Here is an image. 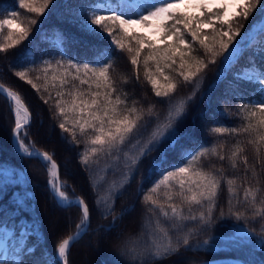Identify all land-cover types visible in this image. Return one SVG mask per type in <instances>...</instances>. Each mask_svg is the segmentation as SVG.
Returning <instances> with one entry per match:
<instances>
[{
    "label": "snow or ice",
    "instance_id": "1",
    "mask_svg": "<svg viewBox=\"0 0 264 264\" xmlns=\"http://www.w3.org/2000/svg\"><path fill=\"white\" fill-rule=\"evenodd\" d=\"M50 3L51 0H42L39 4L37 0H19V8L26 9L28 13L43 15ZM257 9L260 19L233 45L235 38L241 34L240 21H247ZM19 15V12L12 10L6 18L0 19V37L3 39V43H0V53H7L9 49L17 47L28 38L30 28L18 19ZM78 15L79 19L73 21L76 26L99 40H107L110 47L94 46L93 59L84 63L67 59L61 52L59 58L44 59L38 66L18 71L15 75L26 80L37 92L43 87L45 92H49V99L52 96L49 90H56L55 108L57 114L63 118L59 128L63 132L71 133L74 141L77 132L84 137L86 146L80 154V162L83 165H88L92 157L101 154L112 156L114 153L123 152L125 167L133 169L165 138L168 140V149L162 154V161L167 158L166 152L169 150L177 154L178 162L170 165L167 170L162 168V161L153 162V168L159 172L160 178L153 182L143 196L144 203L150 206L145 210L149 215L144 216L140 232L127 238L122 234L118 236L121 241V256L124 258L120 264H160L161 261L177 255L181 245L185 250H191L190 238L197 228H210L215 225L217 219L234 218L237 222L247 221L249 212L253 221L257 218L261 220L260 231L238 223L235 225L236 232L230 237H225L223 242L240 245L250 237H258L261 246H264V188L259 186L261 173H264V67L256 63L257 55L264 60V40L257 39L264 37V6L261 5V0H93L87 10H81ZM35 23L36 20H30V24ZM5 28L7 34L3 35ZM205 30H210V34ZM186 35L191 37V42L186 39ZM55 39L60 47L66 44L68 37L60 30ZM161 44L164 47H159ZM194 45H198V49L194 48ZM253 45L258 47L253 49ZM146 47L148 53L141 61ZM247 49H253L248 66L233 73L237 89L240 83L257 85L252 92L254 98L250 100L245 99L244 94L238 90L232 93L233 98L238 101V116L243 123L238 127L218 125L210 128V131L217 135L246 137L245 140L236 141L230 154L218 152V145L215 143L210 147L200 146L194 151L181 146L177 151L180 141L187 138V134H181L175 129L176 122L186 110L184 100L179 101L174 109L168 112L163 123L156 125L145 146L140 147L136 155L124 151L125 144L134 134H138L141 127L147 125L145 115L151 116L154 106L145 110L143 107H137L138 102L135 100L129 105L127 93L118 94L110 74L114 63L113 50L130 54V63L137 70V80L142 62L145 79L155 95L169 97L176 92L179 84L171 75L165 74V69H171L184 83H190L208 66L197 54L198 51L210 57L212 64L216 63L217 57L227 53L221 69V72L225 73L238 63ZM149 62H154V72L149 68ZM177 64V68H173ZM29 72H37L36 79L43 80V85H38L28 78ZM159 77H163V85ZM84 85H87L86 89ZM0 95L5 96L13 113L12 139L15 150L44 164L49 177V191L57 207L64 210L70 207L80 209L76 233L57 244L54 256L43 254L41 257V264H69L70 245L82 239L90 228L89 205L80 197L69 198L60 180L59 165L52 155L35 149L34 145L30 150L25 144L22 135H28L27 129L31 125L32 114L21 95L3 84H0ZM66 96L69 99H65ZM44 102L48 103V100ZM137 144L139 140L132 147ZM248 145L253 149L254 163L249 162L246 154ZM210 157H216L221 162L227 161L234 171H237L242 163L243 174L227 177L223 165L219 168L211 163L205 166L203 160ZM115 159L118 161L119 155ZM130 180V174L125 173L124 182H113L110 186L107 198H98L94 202L95 205L101 202L108 205L109 200H112V206H108L103 213L104 218L114 216L113 193L119 194L125 187V182ZM222 183L228 192V210H221L217 218L214 214ZM245 183L248 186L243 187ZM239 187H243L242 199L238 195ZM161 188L165 189L163 200L159 198ZM177 199L181 202L179 205L174 202ZM184 205L188 207L187 214L184 212ZM194 207L198 215L193 212ZM122 218L121 216L120 219ZM161 218L167 223H162ZM188 222L195 224L188 227ZM114 227L115 218L107 231ZM145 229L147 239L143 238ZM156 232L164 234L166 243L156 242ZM171 232L183 235L173 242ZM211 246L214 247L215 244ZM200 247H209V241L205 240L202 245H197V248ZM27 252L34 255L32 247H29ZM0 264L9 262L4 260ZM12 264H26V260H22L17 254Z\"/></svg>",
    "mask_w": 264,
    "mask_h": 264
},
{
    "label": "trees",
    "instance_id": "2",
    "mask_svg": "<svg viewBox=\"0 0 264 264\" xmlns=\"http://www.w3.org/2000/svg\"><path fill=\"white\" fill-rule=\"evenodd\" d=\"M38 4L42 0H37ZM93 0H51L43 15L28 13L26 9L19 8V0H0V19L6 18L8 12L15 10L20 13L19 20L30 28L29 36L20 45L9 49L7 53H0V83L7 88H11L21 95L26 106L32 114V122L27 129L28 135L24 137L26 143L35 146L43 152H48L53 156L59 165L60 179L67 184L66 192L72 198L80 197L89 205L91 212L90 228L87 234L70 247L69 264H120L124 259L121 256L120 234L124 238L141 231L146 205L143 200L153 182L160 178L159 172L153 168V162H161L162 154L168 149V140L164 139L158 146L145 155L139 165L133 169L125 167L123 152L114 153L112 156L101 154L92 157L88 165L80 162V154L85 150L84 137L77 132L74 141L71 133L63 132L59 124L63 118L57 114L55 102V89H50L52 96L49 99V92H45L43 87L37 92L26 80L15 75L18 71L36 67L44 59L59 58L63 52L67 59L78 63L90 62L94 56L95 47H110L107 40L98 38L81 31L73 21L79 19L78 13L87 10ZM264 6V0H261ZM215 10V9H214ZM259 9L249 17L247 21H240L241 34L233 41L237 44L241 37L259 19ZM36 20L35 24H30V20ZM62 30L68 37L65 45L58 47L56 43V33ZM210 34V30H205ZM7 34L5 28L3 35ZM186 39L191 42V37L186 35ZM258 41L264 37H258ZM0 43H3L0 37ZM159 47H164L163 44ZM258 45H253V49ZM198 49V45H194ZM253 49H247L240 57L238 63L227 72L221 73L224 56L216 58V63H210V57L204 56L202 51L198 55L205 60V68L199 76L192 82L184 83L181 77L171 69H165V74L171 75L179 84L176 92L169 97H157L151 85L145 79V69L143 63L139 67V80H137V70L130 63V54L126 51L113 50V67L110 74L115 81L118 94L127 93L129 105L133 100L137 101V107L147 110L149 106H154L151 116L145 115L147 125L141 127L138 134H134L131 140L125 144L124 151L136 155L135 148L145 145L152 130L158 123H163L168 112L178 103L182 92L192 90L197 84L200 85L198 92H210L208 99H203L201 105L204 107L198 110H185L176 130L181 134H187V138L182 139L177 145V151L181 146L189 150H198L200 146L210 147L217 144V151L222 154H230L232 146L237 140H245L244 135H217L210 131L213 126L224 125L238 127L243 121L238 116V101L233 98L234 91H240L245 99H253L252 92L257 87L255 84L240 83L237 89V82L234 81L233 73L248 66L249 57ZM147 47L141 55V61L147 55ZM177 62L179 58L177 57ZM256 63L264 67V60L259 55L256 56ZM174 65L173 68H177ZM149 68L154 72V62H149ZM37 72H29L28 78L34 83L43 85V80H37ZM158 75V74H157ZM161 84L165 81L159 77ZM78 83V82H77ZM85 89L87 85L83 86ZM198 89V88H197ZM69 99V97H65ZM48 100V103L44 101ZM194 115L195 122H191V115ZM0 228H5L13 232V236L22 238V247L14 254H19L26 264H41L43 254L55 255L57 244L64 238L73 234L77 230L76 226L80 220V209L70 207L67 210L56 206L54 197L49 191L48 176L43 163L38 159L21 157L15 150L12 141V129L14 128V118L12 110L4 95H0ZM144 124V121L141 122ZM180 125V126H179ZM70 126V125H69ZM139 144L132 147L136 141ZM76 141H79L77 143ZM170 154V155H169ZM246 154L249 162L254 163V152L251 145L247 146ZM119 155L117 161L115 157ZM166 159L161 163L164 170L170 165L177 163V154L174 151L166 152ZM97 161V162H93ZM205 166L209 163L215 164L218 168L223 165L225 175L232 177L242 175L244 165L241 163L239 169H231L227 161L221 162L216 157L203 160ZM259 171V166L257 165ZM125 173L131 176L130 182H125V187L119 194L113 193L114 216L104 218L103 213L108 206H112V200L108 205L101 202L95 205V201L108 196V189L116 182L123 181ZM249 179L251 172L248 173ZM239 183V182H238ZM248 186L247 183L243 187ZM255 186V185H253ZM261 188H264V173H261ZM243 187L238 188V195L243 198ZM165 189L160 190V199H164ZM228 192L222 183L217 201L215 216L218 218L221 210H228ZM178 205L179 199L174 201ZM235 203V201H233ZM185 214L188 213L187 205L183 206ZM193 212L198 215L194 207ZM157 215H159L157 213ZM123 217L120 219V217ZM115 218L116 227L107 231L109 225ZM154 219V218H153ZM161 222H167L161 218ZM244 225L257 232L261 229V220L251 219L237 222L234 218L217 219L214 226L207 229L197 228L196 233L190 238L191 250H185L180 246V252L163 260L160 264H200L205 261L219 258H237L246 261L248 264H264V246H261L258 237H250L240 245H229L224 243L225 237H230L236 232L235 225ZM195 222H188V227H193ZM183 233L171 232L173 242L181 238ZM144 239H147V229L144 231ZM157 243H166V237L161 232L155 233ZM209 241V247L197 248L203 242ZM215 244V246H211ZM32 247L34 255L29 254L27 249ZM3 251L0 252V262H3ZM87 262V263H85ZM12 264V263H10Z\"/></svg>",
    "mask_w": 264,
    "mask_h": 264
},
{
    "label": "rangeland",
    "instance_id": "3",
    "mask_svg": "<svg viewBox=\"0 0 264 264\" xmlns=\"http://www.w3.org/2000/svg\"><path fill=\"white\" fill-rule=\"evenodd\" d=\"M259 19H260V17H259ZM248 32H249V30L246 33H248ZM199 88H200V85L197 84V86L194 87L192 90H190L188 92H182L181 96L179 97L178 102L181 101V100L186 101V109H188V113H190V110L192 108H193L192 110H194V111L198 110L199 108L202 109L204 107L203 105H201L203 99H206V100L208 99V96H209L210 92H203V91L198 92ZM176 104L177 103H175V106H176ZM194 115H196V114L191 115V122H193V123L196 121ZM181 118L176 122L175 129H176V126L178 124L182 125L183 121L181 120ZM169 135H170V132H169ZM22 139H24L23 135H22ZM12 141H13V139H12ZM24 142H25V140H24ZM25 144L29 146L30 150L32 149V146L30 144H28L26 142H25ZM143 146H145V145H143ZM143 146H138L137 148H135V153L137 154L139 149H140V147H143ZM41 152H43V151H41ZM21 157H24V156H21ZM43 166H44V164H43ZM44 169H45V171L47 173V170H46L45 166H44ZM47 176H48V173H47ZM47 179H49V177ZM63 184H64V190L66 191L67 184L64 183V182H63ZM69 198L70 199H74L71 196H69ZM76 231L73 232V234L76 233ZM12 233L13 232L11 230H7L5 228H0V252L3 251V258L2 259L3 260H7L9 262V264L12 263L13 259L16 256L14 253L17 250H20V248L22 247V242H23L22 238L20 239L18 237H15V236L12 235ZM85 263H87V262H85Z\"/></svg>",
    "mask_w": 264,
    "mask_h": 264
},
{
    "label": "water",
    "instance_id": "4",
    "mask_svg": "<svg viewBox=\"0 0 264 264\" xmlns=\"http://www.w3.org/2000/svg\"><path fill=\"white\" fill-rule=\"evenodd\" d=\"M13 146L15 148L14 141H13ZM19 154L21 156L27 157V156L23 155L22 153H19ZM74 234H72V235H74ZM70 247H71V245H70ZM200 264H248V263L246 261L242 260V259H237V258H219V259H216V260L205 261V262H202Z\"/></svg>",
    "mask_w": 264,
    "mask_h": 264
}]
</instances>
